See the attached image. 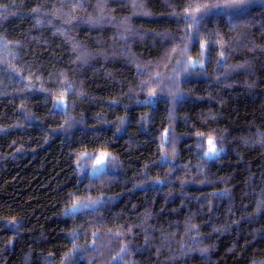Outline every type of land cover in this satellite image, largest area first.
Here are the masks:
<instances>
[{
  "label": "trees",
  "instance_id": "16d2710c",
  "mask_svg": "<svg viewBox=\"0 0 264 264\" xmlns=\"http://www.w3.org/2000/svg\"><path fill=\"white\" fill-rule=\"evenodd\" d=\"M0 264H264V0H0Z\"/></svg>",
  "mask_w": 264,
  "mask_h": 264
},
{
  "label": "rangeland",
  "instance_id": "374dc122",
  "mask_svg": "<svg viewBox=\"0 0 264 264\" xmlns=\"http://www.w3.org/2000/svg\"><path fill=\"white\" fill-rule=\"evenodd\" d=\"M164 54L165 55L161 59L162 62H159V63H161V65H163L165 63L167 56H169L168 52H166ZM61 102L62 101L59 100V103H61ZM209 141H211L212 143L210 144ZM213 145L215 146V150H216L214 154L209 152V148L212 147ZM221 153H222V151L219 150L217 143H216V140L215 139H208L206 142V150H205L204 156L208 159H211V158L219 156ZM107 165H108L107 153L106 152L99 153L97 155V158L95 159L94 163H92L89 166L90 167L88 170L89 175L90 176L99 175L100 173H102V171L106 170Z\"/></svg>",
  "mask_w": 264,
  "mask_h": 264
},
{
  "label": "snow or ice",
  "instance_id": "6c2138e0",
  "mask_svg": "<svg viewBox=\"0 0 264 264\" xmlns=\"http://www.w3.org/2000/svg\"><path fill=\"white\" fill-rule=\"evenodd\" d=\"M226 7H231V6H226ZM209 143L211 144L212 142L209 141ZM215 151H216V150H215V146H214V145H213L212 147L209 148V152H210V153H213V154H214Z\"/></svg>",
  "mask_w": 264,
  "mask_h": 264
}]
</instances>
